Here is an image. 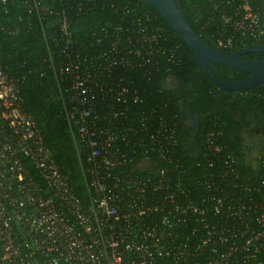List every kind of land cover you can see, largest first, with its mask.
Returning a JSON list of instances; mask_svg holds the SVG:
<instances>
[{
	"label": "built area",
	"instance_id": "2783aa9c",
	"mask_svg": "<svg viewBox=\"0 0 264 264\" xmlns=\"http://www.w3.org/2000/svg\"><path fill=\"white\" fill-rule=\"evenodd\" d=\"M209 1L232 32L224 49L260 36L252 0ZM63 2L0 0V16L13 14L42 40L86 200L25 109L24 75L8 73L0 52V264H264V155L243 178L213 122L201 159L185 165L174 154V111L148 90L181 64L180 45L133 0ZM104 6L119 18L74 37L72 16Z\"/></svg>",
	"mask_w": 264,
	"mask_h": 264
},
{
	"label": "trees",
	"instance_id": "16d2710c",
	"mask_svg": "<svg viewBox=\"0 0 264 264\" xmlns=\"http://www.w3.org/2000/svg\"><path fill=\"white\" fill-rule=\"evenodd\" d=\"M41 1L54 8L64 3L63 0ZM133 1L156 17L168 35L169 42L179 44L183 52L179 66L158 74L148 86L150 93L162 95L176 116L178 146L174 150L175 156L185 165H193L199 161L202 154V133L215 122L223 132V142L226 143L228 151L237 156V168L241 176L252 179L255 171L254 162L259 156L264 155V148L260 152L250 148L252 140L256 138L259 145L264 146V84L241 91L217 88L209 75L194 61L192 49L170 30L155 10L140 0ZM178 2L194 32L216 50L230 53L252 44L264 45L263 27L258 38L242 43L236 41L231 49H224L221 42L231 31L222 30L220 14L214 10L211 2L209 0ZM252 3L256 4L263 19L264 0H252ZM119 15L111 14L109 7L104 6L87 14L72 16L70 27L73 36L85 37L97 22L116 21ZM8 26L16 28V31L8 32L3 29ZM234 35L237 33L234 32ZM0 52L3 67L8 73L24 75L19 91L24 99L25 109L37 123L54 161L67 177L74 193L85 201V181L72 135L65 122L57 117L59 106L56 83L43 60L45 47L40 36L27 31L13 14L0 16ZM241 57L264 61L263 53L251 52ZM211 67L216 76L223 81L240 80L247 76L246 73L223 64L211 63ZM163 76L169 77L171 81L175 80L176 83L171 82L170 86L163 87L161 85ZM184 111H189L190 116L197 113L200 117L195 140L185 124Z\"/></svg>",
	"mask_w": 264,
	"mask_h": 264
},
{
	"label": "water",
	"instance_id": "95a60500",
	"mask_svg": "<svg viewBox=\"0 0 264 264\" xmlns=\"http://www.w3.org/2000/svg\"><path fill=\"white\" fill-rule=\"evenodd\" d=\"M150 6L167 24L170 30L185 42L193 51L194 61L209 75L214 85L223 90L241 91L249 90L264 84V61L244 59L241 56L251 52L263 53L264 45L252 44L245 48L236 49L230 53L216 50L202 40L187 21L178 0H140ZM211 63L223 64L233 67L247 76L240 80H220L211 67ZM174 84L175 80L172 81ZM200 117L197 113L185 119V124L191 128L190 135L193 140L198 133ZM260 147V148H259ZM264 148L259 145L256 152Z\"/></svg>",
	"mask_w": 264,
	"mask_h": 264
},
{
	"label": "flooded vegetation",
	"instance_id": "af4514ba",
	"mask_svg": "<svg viewBox=\"0 0 264 264\" xmlns=\"http://www.w3.org/2000/svg\"><path fill=\"white\" fill-rule=\"evenodd\" d=\"M176 88L179 89L177 85H176ZM184 113H185L186 118L190 116L189 111H184ZM189 130L191 131V128H189ZM258 146H259L258 139L256 138L255 140H252L250 148L256 150Z\"/></svg>",
	"mask_w": 264,
	"mask_h": 264
}]
</instances>
